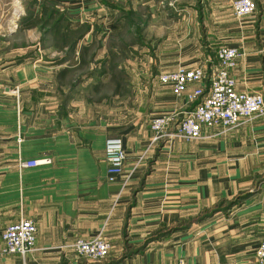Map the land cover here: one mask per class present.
<instances>
[{
  "label": "crops",
  "instance_id": "0c3cea01",
  "mask_svg": "<svg viewBox=\"0 0 264 264\" xmlns=\"http://www.w3.org/2000/svg\"><path fill=\"white\" fill-rule=\"evenodd\" d=\"M43 1L51 24L28 25L0 7V236L20 219L37 228L31 252L0 254V264H255L264 116L159 144L149 120L193 106L158 76L208 66L221 46L241 52L237 90L264 92V0L243 18L233 0ZM64 17L70 42L60 37ZM111 136L126 152L114 183L105 178ZM33 158L51 162L20 166ZM246 193L228 214L200 220ZM98 233L110 243L106 258H78L74 242Z\"/></svg>",
  "mask_w": 264,
  "mask_h": 264
},
{
  "label": "built area",
  "instance_id": "2783aa9c",
  "mask_svg": "<svg viewBox=\"0 0 264 264\" xmlns=\"http://www.w3.org/2000/svg\"><path fill=\"white\" fill-rule=\"evenodd\" d=\"M233 13L237 18L253 15L255 0H233ZM241 52L236 47L221 46L215 62L202 63L195 68L178 67L158 76L162 84L170 85L176 96L183 95L192 108L181 117L177 113L157 115L149 120L150 142L159 144L170 138L193 141L202 137L204 128L220 127L222 132L237 126L242 120L264 116V92L239 91L232 70ZM18 93V88H14ZM104 154L107 163L105 178L109 183L118 181L124 173L126 152L119 136L105 140ZM50 159L21 160L20 166L33 167L50 163ZM125 182H123L124 184ZM36 224L32 219H20L8 224L1 233L0 254L17 253L24 257L34 249ZM78 258L96 261L106 258L110 243L101 233L92 239H78L73 244ZM255 264H264V239L254 251ZM178 264H185L179 260Z\"/></svg>",
  "mask_w": 264,
  "mask_h": 264
},
{
  "label": "rangeland",
  "instance_id": "374dc122",
  "mask_svg": "<svg viewBox=\"0 0 264 264\" xmlns=\"http://www.w3.org/2000/svg\"><path fill=\"white\" fill-rule=\"evenodd\" d=\"M6 1H7L6 5L4 6L3 4H1L2 6L0 5V7L2 9H4L5 13L11 12L16 17L22 13L21 16H22V22L23 23L26 21V23L28 25H31V24L34 25L36 23L51 24L53 22V21L48 19V16L39 17V13H43L45 15H48L52 10L51 6L43 0H41V1H39V0H23V2H24L23 8L20 7L19 10L17 9V7L12 8L13 7L11 4L12 0H6ZM39 8L42 9L41 12H40ZM23 13L25 15H23ZM24 16H27V17H24ZM23 17H24V21H23ZM23 25H25V24H23ZM67 25H68V21L64 17L62 20L63 32L60 35L61 40L63 42H70L74 37V35L72 33L67 31L68 30ZM247 194L248 193L241 194L240 196H237L236 198H233L232 200L222 201L221 203L214 206L212 209H208L205 214L201 215L200 220L210 218L215 214H219V215H220V213L223 215L228 214L229 210L232 207L238 205L241 201H243L247 197ZM192 222H195V221H192Z\"/></svg>",
  "mask_w": 264,
  "mask_h": 264
},
{
  "label": "trees",
  "instance_id": "16d2710c",
  "mask_svg": "<svg viewBox=\"0 0 264 264\" xmlns=\"http://www.w3.org/2000/svg\"><path fill=\"white\" fill-rule=\"evenodd\" d=\"M48 19H49V14H48ZM33 25V24H32ZM68 31V30H67Z\"/></svg>",
  "mask_w": 264,
  "mask_h": 264
}]
</instances>
